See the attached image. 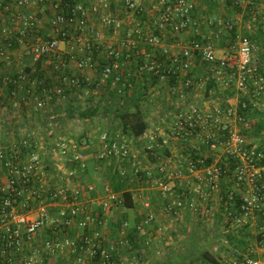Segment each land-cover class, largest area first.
<instances>
[{"label": "built area", "instance_id": "1", "mask_svg": "<svg viewBox=\"0 0 264 264\" xmlns=\"http://www.w3.org/2000/svg\"><path fill=\"white\" fill-rule=\"evenodd\" d=\"M0 0V6L7 3L20 8L40 4L43 10L47 7L52 12L50 29L54 39L44 40L29 49L33 60L42 57H60L61 47L68 46L78 71L87 70L96 73V63L92 61V48L101 38V32L88 25V12L100 14V23L111 33L119 34L116 44L104 47L108 63L100 73V77L87 74L84 81L91 85L96 82V89L111 85L119 95L128 82L130 74H124L125 62L123 53L136 51L140 55L141 46H146L145 59L140 71L155 74L160 82H169L173 77L181 80L179 86L172 90L181 98L191 92L194 79L189 76L193 61L199 58L207 66L208 75L205 82L224 78L226 86L245 92L250 83H255V96L264 94V81L258 74V57L261 51L255 40L237 34L229 47L218 50L209 40L192 41L188 44H177V35L186 30L191 23V16L196 9L195 0H159L155 6L157 18L145 31L139 22L132 21L125 28L120 18L110 12L109 0L84 2L71 5L67 0ZM235 5L248 8L264 0H233ZM123 7L128 13L145 12L138 0H123ZM16 21L22 26L21 35L28 30H39L41 20L27 13H17ZM203 25L221 26L232 31L237 26L236 20H224L219 16L201 19ZM169 29L176 36L177 52H172L162 45V37ZM74 29L77 33H74ZM22 36V37H23ZM59 37V38H58ZM78 47V48H77ZM138 64V61H137ZM183 73V77H182ZM20 78H28L23 75ZM0 82L7 85L8 75L0 76ZM61 83L79 85L81 80L77 74L63 77ZM56 84L48 92L64 98L65 88ZM2 93L0 90V97ZM10 102L8 109L13 111L12 117L20 109L17 91L7 95ZM183 101V100H182ZM22 104L29 105L30 98L22 97ZM43 104L38 100V108ZM251 131V123L239 112L237 105H214L208 108L200 103L184 101L168 116L163 125L148 130L142 135L140 147H133L130 141L120 136L113 137L103 133L99 137L100 163L117 161L116 168L123 177L132 174L129 182L147 181V188H140L134 201H139L144 209L139 224L125 221L120 227L116 240H110L100 225H105L103 218L97 213L101 208L110 213L122 204L119 193L113 192L109 186L104 187V196L90 198L87 203L81 201V190L77 185L80 174L88 168L86 155L76 142L68 137L57 136L42 139L34 134L19 132L5 139L0 138V256L5 264H34L33 256L42 250L52 254L69 250L72 253L81 249L86 253L77 259V263L85 264L88 256L92 261L100 252L98 264H115L111 259L118 247L132 249L127 239L131 228L140 234H160L164 226L157 224V215L149 197L144 196L147 189H156L162 198V210L168 218L179 221L189 210L194 216L216 220L221 213L224 230H229L222 237V248L216 251L218 264H264L260 259H252L250 254L254 248L246 252L234 246L229 234L241 236V229L249 227L257 213L264 211V151L251 146L245 133ZM22 133V134H21ZM86 144L85 142L83 143ZM177 149L178 154L168 156L161 149L170 153ZM149 154H153L152 159ZM59 157L64 171H57V181L47 182L44 178L51 167L52 159ZM212 158L207 163V158ZM175 158V159H174ZM148 162L146 165L144 162ZM129 167V170H128ZM50 169V168H49ZM130 177V176H129ZM55 183L56 185H51ZM90 192L94 186L88 187ZM47 196V197H45ZM61 202L65 211L54 216L49 207ZM96 211V212H95ZM101 217V218H100ZM95 224V225H94ZM58 225L66 229L75 227L82 232L88 231L83 246L78 240L65 236L64 239L46 238L41 248L36 245L39 234ZM145 247L138 250L143 254L151 248L152 239H146ZM79 247V248H78ZM261 247H264L262 242ZM25 250L29 251L23 256ZM120 252V251H119ZM120 254V253H119Z\"/></svg>", "mask_w": 264, "mask_h": 264}, {"label": "trees", "instance_id": "2", "mask_svg": "<svg viewBox=\"0 0 264 264\" xmlns=\"http://www.w3.org/2000/svg\"><path fill=\"white\" fill-rule=\"evenodd\" d=\"M71 5L79 3L78 0H67ZM204 4L208 5V7H212L213 4H216V0H202ZM227 8L230 10V12L235 16L241 14L243 15L244 19L246 21H250L253 23L254 28H252V31H246L244 33L245 36H248L252 40H256L260 48L262 45H264V17L263 15H260L257 13V6L254 7H248L243 8L239 5H235L233 0H225ZM258 3V1H257ZM195 11V10H194ZM206 13V12H204ZM146 15L145 12H136L134 14V21L139 22L144 20V16ZM141 24V23H140ZM233 39L235 40L237 36V27L230 31ZM59 38V37H58ZM54 37L46 36L45 40H52ZM7 46H5L6 48ZM4 47L0 48V51L5 49ZM262 49V48H261ZM61 55V54H60ZM103 55V56H102ZM31 56V63L27 65L25 68L22 69H13L10 71V74L8 73H2L0 71V76L8 75L10 78V82L7 85H3L0 82V90H1V97L0 102L3 101L4 104H8V93L11 91H19L20 87H24L22 83L26 81V78H20L23 75H25L28 78H31L28 81L27 89L24 92V95L29 96L30 102L29 105H25L24 107L30 108V116L31 121L36 120V117L39 119L42 117V113L45 116H52L57 115V120L61 122L66 121H92L94 119H101L104 120L103 125L99 124L95 135H102L103 133H107L113 137L120 136L122 138H126L129 140V138L138 139L142 137V135L149 130V122L147 121V115H148V109H143L141 106L144 102H150V98L147 95V89L144 85H142V81L139 80L138 74L140 71V66L143 65V59L142 55H136V51H130L129 53H123L122 61L126 62L128 66L124 67L125 71L124 74H130L128 78L129 84H131V87H125L124 93L122 95H119L117 93V90L114 87H111V85H107L105 88L106 93L109 94L110 100L107 101V98L105 96H99L97 98V101L94 102L96 97L93 95V93L96 91V82L88 85L84 81V77L87 75V70L80 71V74L77 73L79 76L81 83L79 85H73V84H67V83H61L63 77H70L72 74L71 71H68L66 69V62L69 61L68 58H66L67 55H65V61L60 60L57 58H48V57H42L37 60H33L32 55ZM102 56V57H99ZM92 61L96 63V74L98 77H100V73L103 70L104 66L108 63L106 60V52L102 49V47L98 44H95L92 48L91 53ZM258 57V74L259 76H262L261 78L264 79V53L262 50L257 54ZM98 60V62H97ZM134 60L138 61L137 65H134ZM47 61H51L49 65H46ZM205 65V64H204ZM207 67V66H206ZM86 72V73H85ZM142 77L144 80L147 78L153 82V84H157L160 80L159 78L148 71L141 70ZM206 73L208 75V71L206 70ZM189 76H191L190 72L188 73ZM172 84L176 85L177 78L173 77L171 80ZM208 82V89H216V83L213 79H210ZM62 84V86L65 88L64 92V98L57 97L54 95V93H49L48 91L51 90L56 84ZM178 83V82H177ZM4 94V95H3ZM6 95V96H5ZM23 94L17 95V100L22 104V97ZM218 96V94L216 95ZM235 96V92L232 89L226 90L225 95L222 96L224 100H227L228 98H231ZM220 98V97H219ZM88 99L90 101V105H87L85 108H83L82 102L84 100ZM38 100L42 102L43 107H46L45 110L42 109V111L38 112L40 108H38ZM56 100H62L60 101V105L58 108L53 106V103ZM10 104V102H9ZM239 108L240 114L246 119L249 120L251 123V131L255 133V136H259L264 132V112L260 111L255 105L254 101L246 96L239 97V102L237 104ZM176 110V109H175ZM7 115L11 116L13 114V111L10 109L6 110ZM65 113V114H64ZM64 114V116H62ZM43 115V116H44ZM45 121H48V117L43 118ZM30 120V119H28ZM100 120V121H101ZM99 121V122H100ZM9 128V127H8ZM11 130V129H9ZM17 129H15L16 132ZM89 132L83 135V137H80L78 139H75L78 146L82 149L87 147V145L90 144V141L87 139ZM119 134V135H117ZM247 135V133H245ZM88 136L87 138L85 136ZM8 136V135H7ZM6 136V137H7ZM16 138H19L18 133L15 134ZM45 137V135H44ZM4 138V137H3ZM45 139H47L45 137ZM86 143L85 145L83 143ZM162 152L165 154L168 153L167 149H161ZM258 151H264V141L261 143V145L258 147ZM151 156L150 159L154 157L153 154H149ZM148 155V156H149ZM213 161L212 158H207L206 162L209 164ZM260 164L264 165V161ZM50 167H48L49 169ZM112 169V168H111ZM128 172L126 177H123L118 169L115 167V170L113 171L111 177L109 178L108 185L109 188L116 193H119L122 198V204L117 206L116 208H119V218L117 217L116 220L113 221L112 227L113 232L110 234L114 237L119 235L120 227L125 221H130L133 223L132 220H130L131 211H135L136 207V201L133 200V191L132 188L136 187L135 183L136 181L129 182L131 176ZM135 182V183H134ZM139 182V181H137ZM140 183V182H139ZM83 195V194H82ZM47 197V196H45ZM138 203V202H137ZM100 209V208H99ZM133 211V212H134ZM99 215L103 218L97 210ZM102 213V212H101ZM100 217V218H101ZM260 217L261 221V231L259 233V245H262V242H264V211L257 213L254 216L255 218ZM142 218V215H141ZM217 218L218 220L221 219ZM105 222V219H102ZM140 219L136 221L133 224H139ZM95 225V224H94ZM101 226V225H100ZM248 229L249 227H245L241 229V236L231 235L229 236L230 242L240 248L242 252H246L248 249H250L251 242L248 235ZM135 228H131L129 231V235L127 239L132 244V248L135 251H138V249H141L145 247L144 243L146 241L145 237H142L140 233H136ZM88 231L82 232L80 229H66L62 225H58L54 230H47L48 238L52 239H64L65 236H69L71 239L78 240L83 246L85 245L84 237H86ZM142 237V238H141ZM112 238V237H111ZM116 240V238H114ZM86 246V245H85ZM79 248V247H78ZM147 250V249H146ZM43 257V263L42 264H64L66 263V256L64 254H61L60 257L57 259H53L52 256L54 254L50 253L47 250H42ZM69 250H64L62 252H66ZM120 251V252H119ZM124 252H127L125 248L118 247V251H115L111 255V259L114 261L115 264H122L120 260V255L124 254ZM68 254L70 257L71 263H77V259L85 255L84 251L82 252L81 249H78L75 253L69 252ZM120 253V254H119ZM57 254V253H55ZM87 255V254H86ZM141 256V254H139ZM201 259L205 264H218V255L214 254L211 251H203L200 255ZM252 259H257L255 253H252L249 255ZM100 252L98 253V256L93 258V261L87 256L85 264H98L100 261ZM0 264H5L4 259L0 256Z\"/></svg>", "mask_w": 264, "mask_h": 264}, {"label": "crops", "instance_id": "3", "mask_svg": "<svg viewBox=\"0 0 264 264\" xmlns=\"http://www.w3.org/2000/svg\"><path fill=\"white\" fill-rule=\"evenodd\" d=\"M32 1L39 2L38 0H32ZM78 1L84 2V4L86 6L89 5L90 2H97V0H78ZM138 1L140 2V5L145 8V13H146V15L144 16V20L139 21V23H141V26L144 28L145 31L149 32L150 25L157 18L156 11L153 9L150 10L149 8L150 7L155 8V6L157 4L152 6V5H150V3H148L147 0H138ZM158 1L159 0H157L156 3H158ZM109 2H110V8L109 9H110L111 14H114L116 17L120 18L126 29L129 28L130 24L133 23L132 21L135 19L134 14L128 13V11L125 10V8L123 7V0H109ZM195 3H196V9L192 13L191 23L186 30H184L179 35H177V44H180V45L183 43L188 44L192 41H203V39H205V40H209L210 42H212L215 45V47L220 51L228 48L230 42L234 41L231 33L229 31H227L226 29H224V27H221L218 25L217 26L203 25L201 23V19L204 15L207 17L219 16L224 20L232 19V20H236L239 23V21H241V18H240L241 14L234 17V15L227 8L225 0H216L215 1L216 4H213L212 7H210V8L208 7V5L204 4V2L202 0H195ZM146 4H149L148 6H150V7H146L147 6ZM256 6H257V10H258L257 13L260 15H263L262 16V18H263L264 17V1H259ZM87 7H89V6H87ZM204 12H206V13H204ZM17 13H27L30 15L32 14V15H34V17L40 19L41 25H40L39 30L31 29V30H28V32L26 33L25 36L21 35V31H22L21 27L22 26L20 25L19 22L16 21V14ZM52 15L53 14L50 11V9H48L46 7L45 10H43L42 7L40 6V4L31 5V6H28L25 8H20V7L13 5V4H10V3H7L6 5L0 6V48H2V47L5 48V46H7L3 51L2 50L0 51V71L2 73L10 74L11 70L25 68L27 65H29L31 63V56H30L31 54H30L29 49L26 47V45L28 47H30V46H33V45L39 43V42L44 41L46 36H51V37L54 36V34L52 33V31L50 29V21L52 19ZM99 17H100V14L93 13L91 11L88 12V25L95 27L97 30H99L101 32V35H103L102 38L106 39L105 42H102L101 38H100L96 42L104 50V47L106 46V43L109 39L115 40L116 42L114 44H116L118 37L122 36L123 33L121 32V33L116 34V35L114 33H111L107 27L103 26L100 23ZM238 23H237V25H238ZM252 30L253 29H251L250 31H252ZM74 33H77L75 31V29H74ZM166 33H168V37H170V40L168 41V44L162 43V45H164L168 49L172 50V52H177L178 48L175 45L176 36L174 35V32L168 28V30L164 33V35H166ZM238 33L240 35H244V33L242 34L237 28V34ZM65 47L68 49V50H66V51H68L67 52L68 55L66 56V58H68L69 61L68 62L65 61L64 55H62V56L60 55L59 61L63 60L66 62V65H67L66 69L68 71H71L70 72L71 74H74V73L80 74V71H78L75 67L74 59H72L73 57H71V56H75V57L77 56L76 49H75L76 54L71 55L70 53L72 51L70 50V48L68 46H65ZM261 48H262L261 49L262 52L264 53V45H262ZM145 50H146V46L142 45L141 51H140V55H142V58L145 56L144 55ZM50 63H51V61H47L46 65H49ZM126 64L127 63L125 62V67L129 65V64L128 65H126ZM134 65H137V60H134ZM197 66H200L201 69L204 66L205 69L207 70L206 65H203V63L201 62V60L199 58H196L193 61V66H192V69L190 71V74L194 79V86H193L191 92L189 91V92L185 93V98H181L178 95V93H175L172 90L173 86H179L181 84V80H179V79H177L178 83L176 82V85L172 84L171 81H169V82H160L159 81L157 84H153V82L151 80H149L148 78L146 80H144L142 77V72H140V71H139L138 77H139V80L142 81V85H144L145 87L147 86L146 87V88H148L147 89V91H148L147 95L149 97L159 98L160 96H163V98H164V93L168 88V99L170 98V100H171L170 103H172V104H174V100H175L177 103V106L179 104H181V102L183 103L185 100L189 102V101H192V99H194V100L196 99L195 103H199V101H200V104H203L202 100H204V96H207V97L211 96L213 99L215 98L216 100H221V104L219 103V105H221V106H228L229 104H232L231 102L234 100L233 98H235V96L228 98L227 100L219 98V96L224 91L223 89H225V91L230 89V87L227 88L225 83H224L226 81V79H225V81H224V78H219V79L214 80L216 83V86H215L216 89H208V82L207 81L205 82V78L207 76V73H206V71L204 72L203 70L202 71L201 70L195 71V67H197ZM89 74H94L95 76L97 75L96 73H92V72H89ZM183 76L184 75L182 73V77ZM26 79L27 80L22 83V85L24 87L19 88V91H17V95L18 94L24 95V92L27 89L28 81L31 78H26ZM89 93H93V95L96 97V99L99 98V96H101V95L105 96L106 98L109 97V94L106 93L105 87L103 85L100 86L96 91L89 92ZM217 94H218V96H216ZM256 97L263 98L264 94L256 96ZM197 99H198V101H197ZM60 101H62V100H56L53 103V106L58 108V106L61 103ZM8 106H9V102H8V104H4L3 101L0 102V116L1 117L5 116L4 118H6V115H7L6 110L8 109ZM24 106L25 105L21 104L20 109L17 110V113L14 116H12L10 118V121H8L7 123L5 121L3 123H2V121H0V128H3V130H4V132H0V138L2 137V135L13 136L17 133L19 135V132L24 131L22 129L28 128L27 133L24 132V134H26V135L34 134L35 136L41 137L42 139H45V137H46L47 139H51L52 141L55 140L54 138H56L57 136L68 137L73 142H76L75 137H73L72 135L65 134L62 131L57 132V130L56 131L54 130V129H57V125L59 127V124L62 122L55 119L53 116L48 121H45L43 119L44 117H49V116H45L44 114H42V117L40 119L38 117H36V120L31 121V116H30V120H28V118H26V117L28 115H30L29 114L30 108H27ZM45 108L46 107H42L38 112L42 111V109L45 110ZM176 109H177V107H176ZM42 112H44V111H42ZM55 116H57V115H55ZM147 121L149 122V130H154L155 127H157L156 124L154 125L149 120H147ZM43 126H44V128H47V130H48V131L46 130V132H45V134H46L45 137H44V135L39 136V134L36 133V129L37 128L40 129V127L42 128ZM9 129H13L14 134H12V132H10ZM15 129H17L16 132H15ZM87 131H90V133L88 134L89 138L87 139L88 141H90V144L87 145V147H85L83 149V152L86 155L88 168L86 169L85 172L80 174L81 175L80 181L83 183V185H81V184L78 185L79 189L81 190L80 199L84 203H87L88 200L92 197L99 199L100 197L104 196V187L106 185H108L109 178L111 177L113 171L115 170V167L118 165L117 161L106 162V163H100L98 161V159H97L98 158V151L100 149L99 137L101 134L95 135V131L91 132V130H89V129ZM117 135H119V134H117ZM88 136L86 135L85 137L87 138ZM5 138L6 137H4V138L2 137V139H5ZM142 138L143 137H140L138 139L129 138V141L133 145V147L137 148V147H140L142 145V143H143ZM166 154L168 156L171 155V156L177 157V156H175L176 153L175 154L170 153V151H168V153H166ZM149 157L151 158L150 155H149ZM144 163L146 165L148 164L147 161ZM49 164L51 167L54 166L53 164H51V162H49ZM51 167H50V169H48V172H50L49 170H51ZM64 170H65V166L63 165L61 172ZM128 170H129V167H128ZM54 174H55V172L53 171V175ZM96 176L102 177V179H103L102 183L95 181L94 177H96ZM130 176H132V174H130ZM56 181H57V178H56ZM78 182L79 181H77V184H78ZM147 184H148L147 181H141L140 183L136 182L135 183L136 187L132 188L133 195L134 196L137 195L138 194L137 191L140 188H143V189L147 188V186H148ZM51 185L53 186L56 184L52 183ZM89 186H94L95 191L90 192L88 189ZM144 196L149 197L152 204L154 205V212L157 215V224L158 223L162 224V221L168 220V225L171 226L173 224V222H175L174 220H171L170 218L167 219V215L162 210L161 195L156 189H148V190L146 189L144 191ZM137 202H136L135 211L133 210L134 212L133 211H131L132 213L130 212L131 214H133L132 217H130V220H132L133 223L138 221L141 218V215L145 212L144 209L141 207L140 202L139 201H137ZM61 207H63V204L58 201V202H55L53 204V206H50L49 209L54 216L58 217V216H60V212L62 211ZM117 209H119V208H117ZM97 210H99V212L100 211L102 212V213L100 212V214L102 216L104 215L103 218L105 219V222H104L105 225H101V228L103 229V231L106 233V235L108 236V238L110 240H115L114 239V238H116V236L114 237L115 234H113V236L110 234L111 232H113L112 223L114 220H116L113 218L114 217L113 211L110 213H105L101 208L97 209ZM186 213H190L191 215H193L189 210ZM186 213H185V215H186ZM220 217H222L221 213L219 215H217V218H220ZM115 218H116V216H115ZM160 218L162 220H160ZM54 228H55V226H52V229H54ZM71 229L74 230L76 228L72 227ZM150 234H151V232H150ZM141 236L145 237L146 239H149L148 234H146V235L141 234ZM151 236H153V235H150V237ZM229 236H231V234H229ZM37 242H38V240L36 241V243ZM133 249H130V250L126 249V251L127 252H129V251L134 252L135 250H133ZM136 252L138 253V256H139L140 253L138 251H136ZM28 253H30V252L28 250L27 251L25 250V252H23L22 254H23V256H26ZM214 254H216V252ZM121 255H123V254H121ZM142 255L143 254H141V256H139V257H142ZM216 255H218V254H216Z\"/></svg>", "mask_w": 264, "mask_h": 264}, {"label": "rangeland", "instance_id": "4", "mask_svg": "<svg viewBox=\"0 0 264 264\" xmlns=\"http://www.w3.org/2000/svg\"><path fill=\"white\" fill-rule=\"evenodd\" d=\"M150 5H156L157 0H147ZM146 7L149 4H146ZM150 10L154 8L150 7ZM241 21H239L237 28L238 30L243 34L246 31H250L253 27V23L250 21H246L243 17V15L240 16ZM167 35V36H166ZM166 35H163L162 37V43L168 44V41L170 40V37H168V33ZM103 35H101V41L105 42L106 39L102 38ZM116 41L109 39L106 43V45L109 44H114ZM99 45V44H98ZM68 50L65 46L61 47V56L62 55H68ZM70 53V52H69ZM101 57V56H99ZM98 62V60H97ZM206 71L205 67L201 69L200 66L195 67V71ZM86 73V72H85ZM89 74V73H87ZM264 76V74H263ZM262 77V76H260ZM264 81V79H263ZM255 83H250L248 86V89L245 92L237 91L235 90L234 87L226 86L227 88L230 87L235 92V98L231 102L233 105H237L239 102V97L241 96H246L250 98L251 100L254 101V105L262 112H264V97L263 98H258L254 95V90H255ZM222 94L219 96L221 99L222 96L225 95V89ZM150 102H144L142 104L143 109H148V115L147 119L152 123L156 124V126L163 125L164 121H168V116L171 115L176 107L177 103L174 100V104L170 103L171 100L170 98L168 99V88L164 93V98L163 96H160L159 98H153L149 97ZM163 98V99H162ZM111 98L110 96L107 98V101H109ZM196 100V99H195ZM194 99L189 102H195ZM214 100V101H213ZM97 99L94 100L96 102ZM198 101V99H197ZM203 104L206 105L208 108H212L214 105H219L221 104V100H216L215 98L213 99L211 96H204V100H202ZM200 103V101H199ZM90 101L88 99L84 100L82 102L83 107L85 108L87 105H90ZM43 114V113H42ZM65 114V113H64ZM64 114L62 116H64ZM14 116V115H13ZM55 119L57 116L52 115ZM52 116H49L48 118L51 119ZM1 117L0 116V121L2 123L5 121L6 123L10 121V116L6 115ZM26 118L30 119V115H28ZM101 120V119H100ZM99 118L94 119L92 121H64L59 124V127L57 125V129H54L57 132H64L65 134L72 135L75 137V139H78L80 137H83L86 133H90V131H87L88 129L91 130V132L96 131L97 127L99 124L104 123V120L100 121ZM100 121V122H99ZM99 123V124H98ZM52 125V124H51ZM37 128V127H36ZM35 128V129H36ZM0 132H4L3 128H0ZM27 129H22L23 133H27ZM47 128H44V126L40 129H36V133L39 134V136L46 135ZM50 130V129H49ZM48 131V130H47ZM10 132L13 133V129L10 130ZM247 140L250 143L251 146L254 147H259L261 143L264 141V132L259 135L255 136V133L252 131L247 132ZM2 137H6L5 135H2ZM173 153L178 154L177 149L174 148ZM52 164L54 165L51 167L50 172L46 173L45 172V180L49 183L55 182L57 176L53 175V171L56 173L57 171H61L63 168L61 159L59 157L52 159ZM58 168V169H57ZM48 170V168L45 169V171ZM95 181L102 183L103 179L102 177H94ZM78 184L77 185H83V183L78 179ZM98 193V192H97ZM63 211H65L66 207H61ZM119 209L114 208L113 210V215L114 219L117 217L119 218ZM132 213V212H131ZM188 214V215H187ZM133 214H131L130 217H132ZM187 215V216H186ZM186 215L182 218L180 221H175L173 224L170 226L168 225V220L162 221V226H164V231L162 233L158 234H153L151 236L152 239V245L151 248L148 250H145L143 252L142 257L138 256V253L136 251L134 252H124L123 255H121L120 260L122 264H205L201 257L199 256L203 251H220L222 248V237L228 233L230 230H224L221 219H216V220H207L204 219L203 217H197L194 215H191L190 213H186ZM116 216V218H115ZM167 219L168 215H167ZM260 217L255 218L251 221L249 229H248V235L247 237L249 238L251 242L252 248L255 249V255L257 259H260L264 262V247H261L259 245V233L261 231V228L259 225H261ZM160 220H162L160 218ZM164 224V225H163ZM264 226V224H262ZM47 230H51V228H47L46 230L42 231L39 236H38V242L36 245L38 246V249L41 247V241L48 238ZM146 235V234H145ZM151 234H148V237L150 238ZM41 242V243H40ZM40 247V248H39ZM70 251L64 252H59L57 254H54L52 256L53 259H57L60 257L61 254H64L66 258V263L64 264H76V263H71L70 262V256L68 254ZM43 257L44 255L42 254V251L36 255L33 256L34 259V264H42L43 263Z\"/></svg>", "mask_w": 264, "mask_h": 264}]
</instances>
